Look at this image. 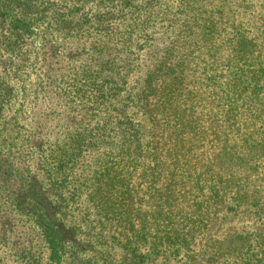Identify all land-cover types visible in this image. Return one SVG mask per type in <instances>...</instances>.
<instances>
[{
  "label": "trees",
  "instance_id": "16d2710c",
  "mask_svg": "<svg viewBox=\"0 0 264 264\" xmlns=\"http://www.w3.org/2000/svg\"><path fill=\"white\" fill-rule=\"evenodd\" d=\"M51 1L0 0V264H264V185L210 172L264 180V0ZM45 27L64 43L29 71Z\"/></svg>",
  "mask_w": 264,
  "mask_h": 264
},
{
  "label": "rangeland",
  "instance_id": "374dc122",
  "mask_svg": "<svg viewBox=\"0 0 264 264\" xmlns=\"http://www.w3.org/2000/svg\"><path fill=\"white\" fill-rule=\"evenodd\" d=\"M50 2H52L50 0ZM56 3L59 4V6H63L61 4L60 0H55ZM58 34L57 31L54 30V28H49V27H45L44 29H42L39 32L38 36L39 37L38 41L35 42V44H32L30 47L27 46H23L21 45V49L26 50L29 54L26 55L27 58L30 61V65H33V68L29 69L30 70H34L35 68H39L41 67L40 64L41 62H43L44 59V54L45 52H47L48 49V45L49 42L50 44L54 45H60L64 43V39L61 37V35H57L55 37H53L54 34ZM53 40V43H51ZM35 60L36 63H35ZM219 65L222 67L219 70H215V72H213L214 75H218L219 73H222V78L224 76V72H225V67H226V61L225 59L220 58L219 61ZM27 68V67H26ZM227 69V68H226ZM30 85V84H29ZM15 86L17 87V94H18V98L15 102L14 108L12 109L11 112H8L9 116H8V124H7V129L8 132L4 135L5 136V140H3L5 142L4 146H8L11 147L12 144H16L19 143L20 144H25L27 143V139L29 138L30 135V120H29V115H28V110L30 108V105H32L31 101H28V96L27 93L24 95V93L30 89V87L28 85H26L24 82L22 81H18V83H15ZM26 90V91H25ZM28 101V102H27ZM27 105H29L27 107ZM10 108V107H9ZM16 112V113H15ZM80 114V111H79ZM18 121V123H17ZM63 125V124H62ZM83 126H87L86 124H82ZM89 127L93 128V123L89 125ZM262 125H259L257 130L258 132H260ZM75 129H78V126H75ZM264 129V128H263ZM56 133H55V137H56V141L58 142L57 145H63L64 143H66L65 141V136H66V131L67 128L65 126H59L56 129ZM28 131V132H27ZM146 140V137L144 138ZM54 141H52V139L50 141H46V145L44 150L47 149V153L50 152V149L48 148H53L54 146ZM227 150H229L233 155H235L236 151L235 150H230V148H228ZM87 153H89L88 155V159L91 160L94 158V156H97V149H92V150H88ZM225 156L224 158L220 161H214V159L210 160V172L212 173V171L222 174L224 177H227V179H230L231 181H239L240 179H244L245 177L251 176V181L254 183V185H252L251 187H258L260 185H264V180L262 182H257L256 178L258 175H255L254 172H245V169L243 168V165L240 161H238V158H231L226 156V153L224 152ZM212 155V154H211ZM213 156V155H212ZM198 159H200L198 157ZM233 159L235 160L234 162H231V160L233 161ZM217 162H220L219 164ZM83 163V162H82ZM195 165H198V162L193 161L192 162ZM212 164V166H211ZM253 189V190H256ZM87 207L83 204H79V207L76 208V212H74L75 219H70L71 222H75L74 224L77 226H82L84 224V221H86V218L84 216V213L86 212ZM243 213H240V215L238 216V218L235 217H231L229 221L234 222V223H242V220L244 219L243 217ZM74 250V248H71L70 252H72ZM122 254H119L117 259L120 260V256ZM4 257L8 256V253L3 254ZM2 254H0V257H3ZM80 258H84V259H92L93 255L92 254H83L80 255ZM68 264H75L73 263L72 259L67 258L66 261Z\"/></svg>",
  "mask_w": 264,
  "mask_h": 264
}]
</instances>
